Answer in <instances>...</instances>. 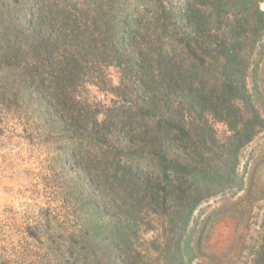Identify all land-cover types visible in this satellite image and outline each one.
<instances>
[{
    "label": "trees",
    "instance_id": "trees-1",
    "mask_svg": "<svg viewBox=\"0 0 264 264\" xmlns=\"http://www.w3.org/2000/svg\"><path fill=\"white\" fill-rule=\"evenodd\" d=\"M262 3L0 0L3 97L33 107L72 189L92 201V226L51 241L44 264H193L194 210L233 187L239 153L263 127L246 85ZM86 85L109 104L90 102ZM153 217L160 237L142 249Z\"/></svg>",
    "mask_w": 264,
    "mask_h": 264
},
{
    "label": "rangeland",
    "instance_id": "rangeland-1",
    "mask_svg": "<svg viewBox=\"0 0 264 264\" xmlns=\"http://www.w3.org/2000/svg\"><path fill=\"white\" fill-rule=\"evenodd\" d=\"M260 8L264 11V3ZM5 71L0 72V264H44L55 251L51 241L92 226V201L72 189L75 181L65 173L70 168L64 171L59 164L60 143L33 107L16 109L11 97H3L9 84ZM107 75L118 85L116 68H108ZM246 85L263 127L240 151L233 187L194 210L187 228L191 251L185 257L193 264H263L258 255L264 254V37L252 54ZM83 94L90 102L111 100L91 85ZM211 125L218 138L229 135L223 124ZM152 220L155 230L138 237L142 249L160 235L162 220Z\"/></svg>",
    "mask_w": 264,
    "mask_h": 264
}]
</instances>
